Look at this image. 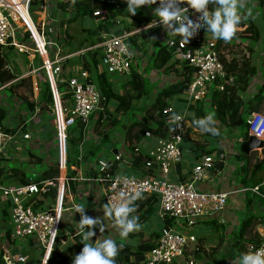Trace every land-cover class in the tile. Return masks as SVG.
Instances as JSON below:
<instances>
[{"label": "built area", "instance_id": "1", "mask_svg": "<svg viewBox=\"0 0 264 264\" xmlns=\"http://www.w3.org/2000/svg\"><path fill=\"white\" fill-rule=\"evenodd\" d=\"M33 1L0 0V46L12 47L19 53L30 50L37 53L41 59L37 69L46 74L53 97L51 119L60 154L54 167L59 170V175L56 181L46 180L39 183L31 181L29 177L27 183H21L18 179L0 181V199L3 203H10V238L5 236L4 230H0V250L5 264H26L28 257L19 250L18 245L29 240L43 249L48 258L61 260V249L67 241L62 234L65 208L61 201L55 200L54 203L43 206L39 205V201L50 187L67 182L68 170L76 172L72 180L100 183L104 204L110 199L113 203L118 202L121 199L120 193L125 194L124 198L136 191L141 193V197L146 194L157 196L158 216L162 226L153 248L145 253L140 264H197V259L190 249L191 244L196 242V237L190 232L177 229L176 224L182 222L181 229H190L199 219L221 212L227 204L228 196L233 193L244 194L248 191L264 198L260 185L239 186L232 191L197 189V183L206 179L213 170L222 171L219 165L225 164L230 155L224 149L201 155L192 165L186 180L171 178L176 166L183 161V141L189 137V129H195L189 120L190 107L199 101L206 102L209 88L223 91L226 85L234 83L233 76H225L221 61L222 51L217 49L216 38L201 27L186 43L178 34L172 32L164 41L165 49L170 53V62L182 61L191 71L190 79L181 92L183 109L176 112L170 106L164 110L167 113L163 124L164 136L155 138L150 132H145L143 140L149 143L146 155L141 154L137 146L133 148L134 156L140 157L151 173L140 176L119 172L109 174V165L122 159V155L117 153L113 154L112 160L96 158L91 165L95 174L88 176L81 168V163L84 162L82 144L79 147L78 165H71L66 161L67 130L78 121L82 124L86 137L92 115L101 109L99 105L103 104L104 97L99 93L89 73L82 67H74L72 75L68 78L63 76V61L72 55H65L54 46L51 30L55 20L50 16L52 10H60L56 0H39V6L34 11L43 13L49 20L46 23L35 22L30 15ZM185 6L187 5L181 7ZM189 12L196 17L201 15L199 11L191 8ZM92 17L94 20H105L107 12L104 9H95ZM159 25L161 24L157 20L155 26L151 22L138 29H122L116 34L105 33L100 43L90 46L87 50H100L99 67L104 68L108 76L118 74L128 77L134 63V52L130 49L129 39L141 31ZM23 42H28L30 46ZM83 51L85 52L83 49L78 55L83 54ZM63 82L66 83V92L70 94V107L63 105V93L57 89V84ZM173 113L181 116L182 120H174ZM30 120L31 117L27 121ZM175 123H179V127L172 126ZM246 123L248 135L264 140V113H251ZM18 131H21V128ZM32 137L29 132L19 135L17 131H7L5 126L0 125V156L12 159L13 155L21 150L18 145L19 138L28 141ZM137 201L138 199L134 201V205ZM80 233L78 231L77 235ZM255 233L261 243L258 247L249 245L248 252L264 247V217L256 224Z\"/></svg>", "mask_w": 264, "mask_h": 264}, {"label": "trees", "instance_id": "2", "mask_svg": "<svg viewBox=\"0 0 264 264\" xmlns=\"http://www.w3.org/2000/svg\"><path fill=\"white\" fill-rule=\"evenodd\" d=\"M35 4L39 2V0H34ZM33 1V3H34ZM57 7L64 15H72L73 17H69L65 21L62 19L59 22L61 28V34H66L65 30L62 31V28L66 23H71L75 20V18H80L81 20H86V23L91 20L92 12L95 9H104L107 12V18L105 20L97 22L94 26L88 27L84 30L86 33V37L84 40H87L89 45L92 46L102 40V34H116L119 33L122 29H138L142 26H145L151 22V20L155 17V14H149L144 8L141 6L140 9L137 10L135 15H130L126 9L127 4L125 0H56ZM186 4H181L184 6ZM157 5H153L149 9H155ZM261 7V6H260ZM211 10V5L209 6ZM147 12V13H146ZM157 18V17H156ZM264 18V17H263ZM155 30H151L148 33V30L142 32L144 37H151ZM209 35L213 36L212 33L207 32ZM141 34V35H142ZM214 37V36H213ZM139 35H133L129 39V44L134 48H141L142 43H137ZM238 39L240 45L245 44V41H249L250 43H256L260 39V30L257 24L254 22L253 18L250 15L243 14L241 15V22L237 26L236 33L233 39L229 42H224L223 40H217V49L219 51L223 50L224 46L232 44L233 41ZM68 43V42H67ZM80 50V49H78ZM157 60L153 58L151 61V67L155 69H163L165 73L169 74H177L179 77L175 82L168 84L162 88L154 89L153 93L151 91V85L147 84V81L140 77L136 72L132 71L128 76V80L125 81L121 85V90H117L114 88L111 81L108 79L107 72L104 68H100L99 66V57L96 53H92V51H85L81 54L80 63L84 70H86L92 81L95 83L99 93L104 97L103 104L101 109L96 111L92 115V128L93 132L96 135H99L100 142L99 144H94L92 142L89 145L83 144V160L88 157L93 158L99 152L102 144L101 142H105L109 138L110 130L103 128L107 124L115 125L118 120L113 116L114 113L108 110V105H113V111L115 114L119 116H127L129 118V123L127 129L125 131V137L127 140L128 147L133 151L134 146H138L144 138L145 132H150L153 137L164 136L163 124L164 120L167 117V113H165V109L171 106L172 101L182 102L181 92L186 86L187 81L190 79V71L191 69L184 64V62L175 60L170 62V53H168L165 49L164 44H160L158 48L155 50ZM70 59L63 61L62 66H65ZM221 61L224 66L225 76H233L234 83L230 85H226L223 91L214 90L212 88L208 89L207 97L208 100L206 102L199 101L196 102L190 108L189 120L191 125L195 128H198L193 121L195 119H199L205 115L211 114L214 116L216 124L215 127L218 130V134L213 136L207 133V135L218 139L223 135V131L219 128V125H223L225 128H232L236 126H242L245 130L243 135L238 138L237 143L244 141L248 138V126L246 123L247 117L253 112H263L264 110V81L261 87L258 89L257 93L249 98H244L242 93H244L251 81L252 74L255 72L253 67L249 66L247 59L237 60L235 58H225L221 55ZM6 55L0 52V85L8 83L15 78V75L5 69L6 65ZM180 68L181 71L175 69V67ZM250 67V68H249ZM16 87L17 85L12 84L11 87ZM57 89L59 92L63 93L62 100L64 101L63 105L65 107H70L69 97L66 83H58ZM40 100H37V108L40 110V116L45 118H52V108H53V97L50 88L49 82L46 80L40 85ZM151 96L152 102L149 110L152 113L148 114V120L140 121L136 120V115L139 112L137 109V103L140 102L142 98L143 102L149 99ZM26 103L27 113L30 114L35 111V103L36 101H27ZM150 101V100H147ZM148 110V111H149ZM264 113V112H263ZM8 115V110L0 106V125L3 126L2 121ZM105 118H103V116ZM90 124V130L91 129ZM98 128H101V131H98ZM9 131L15 132L17 130L14 128L7 129ZM25 130V129H24ZM83 137H85L83 126L80 122L76 121L73 125H71L67 130V142H66V158L67 163L71 165H78V157L80 154L79 147L83 141ZM183 146H189V141L184 140ZM215 147L205 148L201 147L200 153L208 154L213 151ZM197 151V145L193 152ZM112 154V153H110ZM146 155V152L143 153ZM200 154V155H201ZM34 158V163L36 165H42L43 160L41 157L30 155ZM238 160L242 162L239 165V173L241 174L240 180L243 184L253 185L261 182L264 178V160L258 161L255 160L254 164H251L252 155L243 154L238 151L235 155ZM131 163L139 166L142 175L147 173H151V171L145 166V162L139 158L134 159ZM118 161H114V163L109 165V174H113L117 172ZM181 164V163H180ZM179 164V165H180ZM178 166V165H177ZM222 168V165H219ZM92 174H95L92 171ZM59 175V170L57 168H52L49 171L43 173L36 180H31L33 182H42L46 180L56 181V178ZM76 176V172L73 170L67 171V187L71 188L73 191L75 190L76 182H73L72 178ZM18 179L21 183L29 182L27 173L25 171V167L20 166L14 162H11L9 159L0 156V181H12ZM55 195V187H50V190L44 195L45 199H51ZM42 201H39L41 203ZM159 204L158 198L154 194H146L135 203L136 211L133 215L139 217V221H146L149 218L150 213L155 206ZM10 203L6 202L2 208V216L4 217V223H0V230L5 231V236L10 238V226L8 225L9 214L8 207ZM108 222H112V220L108 217H105ZM169 222V221H168ZM258 223L256 217L254 215H248L246 218L242 219L237 231L232 233V245L229 250L228 257H231L232 260L236 259L237 264L241 253L248 252V246L252 245L253 247H258L260 245V239L257 237L255 233V226ZM210 224V223H209ZM222 230V229H221ZM159 234V232H158ZM76 240V252L70 257H61L62 262H67L68 264H72V260L75 255L79 254V252L83 248L82 236H77ZM118 245V252L115 259V264H140L144 260L145 253L150 251L154 243H150L149 241L140 240L136 245H132L130 243L119 242L115 240ZM30 244L32 242L29 241ZM1 249V248H0ZM0 264H5L2 258V250H0ZM26 264H40V259L36 256H30L26 262Z\"/></svg>", "mask_w": 264, "mask_h": 264}, {"label": "crops", "instance_id": "3", "mask_svg": "<svg viewBox=\"0 0 264 264\" xmlns=\"http://www.w3.org/2000/svg\"><path fill=\"white\" fill-rule=\"evenodd\" d=\"M58 12L60 13L61 11L55 10L52 15L49 13L50 16L53 18V20L55 21L62 20V16L58 18L60 16L58 15L59 14ZM153 13L154 11L149 12V14H153ZM34 14L37 15V19L34 18L35 22L43 21L46 23L49 20L46 18V16L43 13L40 12L38 13L37 11H34ZM153 17H155V20H158L156 16ZM95 24H96V20L91 18V20H89L86 23V26L88 28L94 26ZM64 28H66V24L64 25ZM56 29L57 28L53 26L51 30V37L54 40V46L58 47L61 50V53L63 54L72 55L68 58L70 59V61L67 62L65 66H63V76L65 78H68L70 75H72L73 72L72 70L74 67L77 66L82 67L80 63L81 56L80 55L74 56L72 53L82 51V49L88 51L87 48H89L90 46H85L74 50V47L72 46L75 45V43H71L72 45L70 46L71 51L68 52V49L65 48L64 50L63 47L60 45L59 37L61 38V36L64 35L63 33L62 34L60 33L61 28L59 31H57ZM155 29L156 31L150 38L147 36L144 37V35L142 34V32L144 33V31H141L136 34L139 35L137 43L141 42L143 45L141 48L133 49V47L130 45V48L134 52V63H133L132 71L136 72L144 80H146L147 82L149 81L151 83L150 85L152 88L149 94L153 93L155 91L154 89H158V88L160 89L168 84L175 82L179 78L175 73L169 74V73H165V71L162 68L157 70L154 67H151V61L153 60V58L157 60V57L155 55L156 48H158L160 44H164L166 37H169L171 33L168 32L170 30H166L163 27V25H159L157 28H150L148 29V32L145 33L150 34L149 32ZM21 39H23V37ZM65 40H66L65 43L69 42L70 37L69 39L67 38ZM23 43L30 46L28 42H23ZM244 43L246 44V47L244 46V44L239 45L240 43L238 39L232 42V44L235 45V48L243 49V52H240L239 55L238 53L233 54L231 58H235L237 60L247 59L249 66L253 67L255 71L252 74V78L247 90L244 93H242V96L244 98H249L255 95V93H257L258 89L261 87L264 81V37L261 36L259 41H257L256 43L253 42L250 43L249 41H245ZM68 45H70V43L67 44V47ZM95 45H97V43L92 46ZM248 48L250 50V51L248 50L249 52L246 51ZM89 51H92V53H96L98 57L100 55L99 49L89 50ZM0 52L6 55L7 63L5 65V69H8V71L12 72L15 75V78L12 81L0 85V106H3L8 110V115L3 119L2 124L3 126H5L6 130L7 129L14 130V128L16 129L17 127L16 131L17 133H19V135L25 132H29L33 136L31 140L28 141H23L21 140V138H19L20 142L18 145L21 147V150L20 152H16V153L17 155H21L22 157L26 156L27 159H24L22 162L21 161L17 162L16 160L12 162L19 164L22 167L24 166L26 172L28 170L35 171V168H37L39 165H36L34 163V158L30 156L32 154L33 156H36L38 158L41 157L43 163L40 166L46 165L50 169L55 168L54 164L57 163L60 154L58 152L57 140L55 137V132L53 130L54 129L53 124L51 122L52 119L50 118L43 119L40 116V110H38L36 105L37 100H40V96H39L40 85L42 82L46 80L48 81L44 71L37 69L38 67H40L41 59L37 53H33L30 50L19 53L16 49L12 47L0 46ZM13 61H16V63L15 62L13 63ZM175 69L181 71L179 66L175 67ZM24 76H28V77H24ZM108 79L111 81L114 87H115V82H117L116 88L117 90L120 91L121 85L129 78L127 77L126 79L124 78L120 80L117 75H110L108 76ZM25 82L28 83V87L32 89V92H35V94L34 93L32 94L34 98L36 97L34 100H32V101H36L35 111L30 114H28L27 113L28 111L26 110V103L24 101L25 98L21 96L17 97V95L12 94V91H14L16 88L18 89L19 87H22ZM12 84H15L17 86L11 87ZM143 99L144 98L140 100L139 102L140 104L143 102ZM171 103H172L171 107L174 111L178 112L183 109L182 102H177L174 100ZM262 111L264 112V110ZM30 117L31 120L27 121ZM136 120L138 121V119ZM20 128L21 131H18V129ZM91 129L92 131L90 130V128L88 129V132L86 133V137L83 138V142L86 143L85 144L86 146L89 145L90 142L94 144H99L100 142L99 135H96V133L93 132L92 124H91ZM224 129L225 127L222 129V131ZM193 131H195V129H193ZM197 131H201V130H197ZM244 132L245 130L243 128V132H241V135L239 136H235L232 137L231 139H228V138H223L222 135L216 140L217 143L216 146H214L215 151L224 149L225 151L229 152V154L231 155V156L229 155V157H231V159L222 165V171L218 172L216 170H213L206 179L198 182L196 185L198 190L232 191L239 188V186L251 187L254 185H260V190L262 191V194H264V178L261 180V182L253 185L243 184L240 180L241 174L239 173L238 169H239V165H241L242 162L238 160L235 156L239 151L238 148H236L235 146L239 144L237 143L238 138H240ZM204 134L206 135L204 137V141L196 143L197 145L196 152H193V149H195L196 145L193 147H191V143H189V146L184 145L183 161L180 165L176 166V168L172 172L171 174L172 180H179V181L186 180V178L189 176V172L192 165L195 164L196 161H198L199 157L202 155L200 153L201 147H205L206 149L211 148L209 141L213 138L210 135L208 136L207 133L205 132ZM184 142L185 141H183V143ZM116 143L119 144V146H117ZM127 143L128 142L126 140L125 134L123 135V137L117 139L115 138V140L113 138H110L105 142H101L102 146L99 149L97 155L93 158L88 157L87 159L85 158V160H83L84 162L81 163L82 170L85 172L86 175L94 176L92 174L93 170L91 168V165L93 164V161L96 158L100 157V158H106L108 160H112L113 154L120 153L122 155V159L118 161L119 164H118L117 172L140 176L141 170L139 166H136L135 164L131 163L134 159L138 160L140 157L134 156L133 152L131 151V148L128 147ZM148 144H149L148 141L145 142L143 140L137 146L140 149L141 154L146 152V150L149 147ZM12 151H14V149H12ZM255 160L258 161L264 160V149H261L257 152L256 159L251 160L252 165L254 164ZM43 173H45V171H40L41 175ZM73 182H76V186H75L76 188L74 191L71 188H69V186L67 187L66 183L57 184L55 186L54 197L51 199H45V197H43L40 200L42 202L39 203L40 206H43L54 203L55 200L56 202H60V201L62 202L63 208H65L63 214V222H62V234H64V237L67 238V241L64 248L61 249V257H67V258L72 257L76 252L77 248H76L75 238L77 236H82V233L77 235V232L80 231L79 225L77 224L80 220V214L79 213L73 214L74 206L80 205L82 207H85V214L91 218L103 219L104 217L102 185L98 182L85 181V180H73ZM3 205L4 203L0 199V216L2 215ZM158 208H159V204L155 206V210L157 211L154 214V216L159 226L156 228V226H153L152 222L149 221L148 219L142 222L139 221L138 223L141 225V228L138 231H133L129 233V235L125 238L126 240H124L125 243L136 245L140 240L142 241L147 240L150 243L155 242L158 236V232L161 228V221L158 216ZM251 213L256 217L257 221H259V219L264 217V198L248 191L245 192L244 194L233 193L228 196L227 204L221 212L216 213L210 217L199 219L190 229L189 228L181 229V226L178 224H176V228L184 232H190L196 237V242L191 244L190 249H191V253L194 254L197 259V264H223V263L228 264L227 262L225 263L224 256L228 257V252L231 249L232 233L237 231L241 220L246 218L248 215H252ZM1 217L4 218L3 216ZM103 220L107 221L105 217ZM209 223L211 224L208 225ZM202 224H206V225L200 227L199 225ZM196 226H199V230H197V232L194 231V228H196ZM93 230L95 232V235L91 238V241L93 243L98 238H100L101 235H103L102 238H106V236H113L112 238L113 240H116L118 237H120L117 228H116L117 231L115 229H114L115 231H111V232L107 230V232L106 233L103 232V234L101 232H98L97 226ZM29 241L24 243L25 245H27L26 248L24 249L25 252L22 251V253L27 255L28 258L29 256L27 252L31 251V248L34 247L36 249L34 255L40 259V264H68L67 262H62L61 260L54 261L52 257L48 258L45 252L43 251V249L36 246V244L33 241H30L32 242V244H30ZM230 262L231 264H237L236 259L232 260L231 258Z\"/></svg>", "mask_w": 264, "mask_h": 264}, {"label": "clouds", "instance_id": "4", "mask_svg": "<svg viewBox=\"0 0 264 264\" xmlns=\"http://www.w3.org/2000/svg\"><path fill=\"white\" fill-rule=\"evenodd\" d=\"M125 2L130 15H135L141 6L147 5L151 8L153 5H157L154 14L159 23L166 30H170L168 32L178 34L184 43L201 27L205 28L206 32L212 33L216 39L224 42L231 41L236 33L237 26L241 22L240 9L245 7L243 0H125ZM181 4L187 6L180 7ZM210 5L211 10L209 9ZM189 8L199 11L201 13L200 17H196L189 12ZM151 22L155 26L157 20ZM173 119L181 121L182 117L173 113ZM193 123L202 132L213 136L218 134L215 127V118L211 114L195 119ZM172 126L179 127V123ZM124 195V193H120L121 199L118 202L113 203L110 199L108 203L103 205L104 217L112 220L113 226L118 229L122 238H126L129 233L138 231L141 228L138 223L139 217L133 215L136 211L134 201L141 198V193L136 191L127 198H124ZM74 213L80 214V220L77 224L82 233L81 243L83 248L79 254L74 256L72 264H115L114 258L118 252V245L115 240L102 238L103 235H101L94 243L91 241V238L95 235L93 229L96 226H99L102 234L106 228L101 223V218L94 219L87 216L85 207L80 205L74 206ZM238 264H264V247L241 253Z\"/></svg>", "mask_w": 264, "mask_h": 264}, {"label": "rangeland", "instance_id": "5", "mask_svg": "<svg viewBox=\"0 0 264 264\" xmlns=\"http://www.w3.org/2000/svg\"><path fill=\"white\" fill-rule=\"evenodd\" d=\"M243 2H244V4H245V7L244 8H242V9H240V14L241 15H243V14H247V15H250L252 18H253V20H254V22L257 24V26L259 27V30H260V37L261 36H263L264 37V2H263V0H243ZM39 6V3L37 4V5H35V1H34V3H33V5H32V7H31V17H32V21L34 20V18H36L37 19V15L36 14H34V10L37 8ZM261 6V7H260ZM143 8H144V10H146L147 12L149 11V12H151V11H154L153 9H149L148 7H147V5H145V6H142ZM55 10H52V12H50L51 14H53V12H54ZM146 12V13H147ZM59 13V12H58ZM58 15H60L58 18H60L61 16H62V19L65 21L66 19H68L69 17H73V14L72 15H64L63 13H62V11L58 14ZM56 17V18H57ZM96 20V23L97 22H99V21H102V19H95ZM153 20H155V18H153L151 21H153ZM59 22H60V20L58 21H55L54 22V24H53V26L54 27H56L57 29V31H59L60 30V25H58L59 24ZM157 28V27H156ZM85 29H87V26H86V20L84 21V20H81L80 18H75V20L74 21H72L71 23H66V28H62V31L63 30H65L66 32V34L65 35H63V36H61V38L59 37V41H60V45L63 47V49L65 50V48L66 49H68V52H70L71 51V47L70 46H72L71 45V43H75V45H73L72 47H74V50L75 49H77V48H81V47H85V46H87V45H89V43H88V41L87 40H84L85 39V37H86V33L84 32V30ZM60 35V34H59ZM69 37H70V40H69V42L68 43H65V39H69ZM73 40V41H72ZM72 41V42H71ZM70 43V45H68V47H67V44H69ZM240 45V44H239ZM244 46L246 47V44H244ZM259 46V45H258ZM257 46V47H258ZM223 50H222V55H223V57H225V58H228V59H230L231 58V56H233V54H236V53H238V55L240 54V52H243V49H237V48H235V45H233V44H229V45H227V46H224V44H223ZM228 48V49H227ZM83 50V49H82ZM249 50V48L246 50V51H248ZM86 51V50H85ZM250 51V50H249ZM248 51V52H249ZM84 52V51H83ZM82 52V53H83ZM64 53H65V51H64ZM81 53V51H79V52H74V53H72L74 56H76V55H78V54H80ZM18 61V60H17ZM16 63V61H13V63ZM19 62H21V61H19ZM134 68H135V66H134ZM31 75V74H30ZM115 75H117L118 76V78L121 80V79H126L127 77L126 76H123V75H118V74H115ZM24 77H28V76H24ZM31 79V78H30ZM147 84L150 86V82L148 81L147 82ZM116 85H117V82H115V87L114 88H116ZM35 94V92H32V89L31 88H29L28 87V83L27 82H25L24 84H23V86L22 87H19L18 89L16 88L14 91H12V94L13 95H17V97H23V98H25L27 101H32V100H34L35 98H34V96L32 95V94ZM151 95V94H150ZM149 99H150V101H145V102H142L141 104L140 103H137V109H139V112H137L138 114V116L136 115V117L135 118H137L138 120L139 119H142L143 121H146V120H148V114H150V113H152V111L151 110H149L150 109V107H151V102H152V99H151V96L149 97ZM108 110L109 111H111L112 113H114L113 114V116L115 115V117L117 118V120H118V122L115 124V125H111V124H107L106 126H104L103 128H105V129H107V130H110L111 132L109 133V136H110V138H113L114 140H115V138L117 139V138H120V137H123V135L125 134V129L127 128V126H128V121H129V118H126L127 116H119V115H117V114H115V112L113 111V105L112 104H110V105H108ZM149 110V111H148ZM263 113V112H262ZM120 118V119H119ZM140 121V120H139ZM52 122V121H51ZM92 122V121H91ZM219 128H221V129H223L224 128V126L223 125H219ZM197 130H200V129H198V128H195V131H193V129L192 128H190L189 129V131H188V135H189V137H191V138H187V140L189 141V143H191V147H193V146H195L196 145V143L197 142H201V141H204V137L206 136L205 134H204V132H202V131H197ZM98 131H101V128H98ZM241 132H243V127L242 126H237V127H235V128H225L224 130H223V138H228V139H231L232 137H235V136H239V135H241ZM211 135V134H210ZM221 137V136H220ZM213 138V137H212ZM216 140L217 139H215V138H213V139H211L209 142H210V147H214V146H216ZM85 142H83L82 141V146H83V144H84ZM116 145L117 146H119V144H117L116 143ZM81 146V147H82ZM239 147V144H237L235 147L236 148H238ZM83 148V147H82ZM260 149H258L257 151H253L252 153H251V155H252V159H256V157H257V152L259 151ZM231 156V155H230ZM233 158H234V156H233ZM24 159H27V157L26 156H21V155H17V154H15V155H13V158L10 160L11 162L12 161H14V160H16L17 162L18 161H23ZM231 159V157H229L228 159H227V161L226 162H228V160H230ZM251 159V160H252ZM234 160V159H233ZM20 162V163H21ZM50 170V168L49 167H47L46 165H43V166H38L37 168H35V171L34 170H28L26 173H27V176L31 179V180H36L39 176H41V174H40V171H45V172H47V171H49ZM34 171V172H33ZM236 177V176H235ZM234 177V178H235ZM156 211L157 210H155V209H153L152 211H151V213H150V216H149V218H148V220L149 221H151L152 222V224H153V226H156V228L159 226V224H158V222L155 220V216H154V214L156 213ZM252 214V213H251ZM253 215V214H252ZM2 216V215H1ZM0 216V223H4V220H3V218ZM101 223L103 224V225H105L106 226V228H105V230H104V232L106 233L107 232V230H109V232H111V231H115L116 230V228L113 226V223L112 222H107V221H104L103 219H101ZM181 223L182 222H179V224L178 225H181ZM211 224V223H210ZM210 224H208V225H210ZM204 225H206V224H202V225H199L200 227H203ZM207 225V226H208ZM161 226H162V222H161ZM199 226H196V228H194V231L195 232H197V230H199ZM180 227V226H179ZM178 227V228H179ZM115 229V230H114ZM97 230H98V232H100V230H99V228H98V226H97ZM96 230V231H97ZM117 231V230H116ZM107 235V234H106ZM106 238H113V236H106ZM136 238V237H135ZM116 240H118L119 242H123L124 240H126L125 238H122V237H118ZM135 241H137V240H135ZM19 246V250L22 252H25V248H26V246L27 245H25L24 243H21L20 245H18ZM197 246V245H196ZM191 248H193V247H191ZM35 248L34 247H32L31 248V251H28L27 252V254H28V256L30 257V256H35L34 255V253H35ZM37 253V252H36ZM228 254H229V252H228ZM192 255H194V254H192ZM225 257V263L227 262L228 264H231V262H230V259H231V257H227V256H224ZM224 264V263H223Z\"/></svg>", "mask_w": 264, "mask_h": 264}, {"label": "water", "instance_id": "6", "mask_svg": "<svg viewBox=\"0 0 264 264\" xmlns=\"http://www.w3.org/2000/svg\"><path fill=\"white\" fill-rule=\"evenodd\" d=\"M101 104L99 105V108ZM258 149H264V140L259 139L255 136L249 135L248 138L239 143L238 150L243 154H249L253 151H257Z\"/></svg>", "mask_w": 264, "mask_h": 264}]
</instances>
